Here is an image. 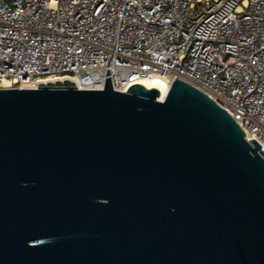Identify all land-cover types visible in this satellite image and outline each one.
I'll return each mask as SVG.
<instances>
[{"label":"water","instance_id":"95a60500","mask_svg":"<svg viewBox=\"0 0 264 264\" xmlns=\"http://www.w3.org/2000/svg\"><path fill=\"white\" fill-rule=\"evenodd\" d=\"M0 89V264H264V150L176 79Z\"/></svg>","mask_w":264,"mask_h":264},{"label":"built area","instance_id":"2783aa9c","mask_svg":"<svg viewBox=\"0 0 264 264\" xmlns=\"http://www.w3.org/2000/svg\"><path fill=\"white\" fill-rule=\"evenodd\" d=\"M181 79L264 150V0H0V89Z\"/></svg>","mask_w":264,"mask_h":264},{"label":"bare ground","instance_id":"6f19581e","mask_svg":"<svg viewBox=\"0 0 264 264\" xmlns=\"http://www.w3.org/2000/svg\"><path fill=\"white\" fill-rule=\"evenodd\" d=\"M140 84L144 85L148 89H152L153 87L158 88L161 92L160 101H164L165 97L167 96L170 90L169 86L159 78L144 79L140 82ZM9 88L10 85L7 83L3 89H9Z\"/></svg>","mask_w":264,"mask_h":264}]
</instances>
